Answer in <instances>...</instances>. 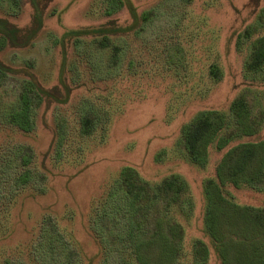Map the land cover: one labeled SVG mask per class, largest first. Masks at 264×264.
Segmentation results:
<instances>
[{
  "label": "rangeland",
  "instance_id": "rangeland-1",
  "mask_svg": "<svg viewBox=\"0 0 264 264\" xmlns=\"http://www.w3.org/2000/svg\"><path fill=\"white\" fill-rule=\"evenodd\" d=\"M130 1L140 14L159 9L161 16L149 31L118 35L122 55L116 65L99 66V36L63 37L70 29L111 19L125 26L133 21L127 6L106 15L103 0L49 1L33 41L0 52L7 64L32 71L42 86L62 89L64 77L71 89L66 102L53 99L34 108L29 131L0 116V264H140L107 228L105 237L94 228L125 166L151 182L172 173L185 178L183 202L168 213L185 230L175 264H196L193 242L201 238L210 244L203 232L204 181L217 178L231 146L264 139V67L257 72L245 67L252 40L264 33V0ZM33 12L28 0L19 5L0 0V17L19 27L32 24ZM214 62L222 73L218 80L209 74ZM11 83L0 91L6 95L2 107L12 98ZM240 95L248 99L252 117L261 120L255 134L236 133L230 105ZM86 106L99 120L93 133L81 135L80 111ZM202 109L226 113L222 134L230 142L223 149L209 144L207 163L199 166L185 155L180 129ZM25 151L30 161L23 166ZM17 153L19 162L13 160ZM25 168L32 180L18 186L11 177ZM220 187L236 203L264 207V187L248 185L243 176ZM206 264H219L213 251Z\"/></svg>",
  "mask_w": 264,
  "mask_h": 264
},
{
  "label": "trees",
  "instance_id": "trees-1",
  "mask_svg": "<svg viewBox=\"0 0 264 264\" xmlns=\"http://www.w3.org/2000/svg\"><path fill=\"white\" fill-rule=\"evenodd\" d=\"M9 1L14 5L23 2ZM28 1L34 9L30 26L19 27L9 19L0 17V52L7 47L21 48L29 45L43 27L44 8L51 0ZM103 2L106 15H112L127 6L133 21L125 26L111 19L96 26L70 29L63 34L68 40H77L81 36H99L96 43L99 46L97 55L100 67L116 65L113 61L120 60L122 49L118 42L121 37L118 35L134 30L141 34L142 30L149 31L161 16L159 9L146 10L140 14L130 0ZM260 15L264 17V8ZM64 52L66 53V48ZM245 67L253 72L264 67V33L252 40ZM16 74L28 77H17ZM64 74L65 65L61 76ZM209 74L215 80L221 78L222 73L217 63L210 65ZM61 81L62 89L58 86L46 88L28 68L11 66L0 58V91H6L11 82L13 86L11 93H7L12 97L8 105L2 103L5 107L0 111L2 120L22 130H31L34 126V108L53 99L66 102L70 97L71 89L64 77ZM1 95L3 98L6 96L0 92V104L3 100ZM230 108L235 116L237 134L259 132L261 120L252 117L249 101L244 95L233 99ZM98 120L99 117L92 108L83 107L80 111L79 133H93ZM226 124V113L219 109L197 111L180 129V143L187 158L196 165H206L209 144L216 143L219 149H223L230 142V137L222 134ZM18 156L17 153L13 157L15 162H19ZM20 156L21 165L29 163L30 153L25 151ZM238 176H243L250 186L264 187V139L231 146L217 166V178L204 181L203 232L208 236L210 244L201 238L193 242L192 254L196 264H206L212 251L219 264H264V207L236 203L227 198L220 187V183L227 180L235 182ZM11 178L19 186L32 180V173L30 175V170L25 168L16 171ZM187 188L188 184L180 174L172 173L160 181L151 182L142 177L134 167L125 166L111 185L95 218L94 228L104 237L107 231L103 228H107L124 248L130 249V255L140 264H175L183 247L185 230L168 212L175 204L183 202ZM102 220H106V226ZM99 224L102 228L98 229ZM118 264L133 263L121 260Z\"/></svg>",
  "mask_w": 264,
  "mask_h": 264
}]
</instances>
